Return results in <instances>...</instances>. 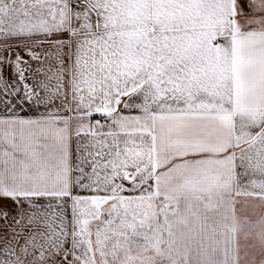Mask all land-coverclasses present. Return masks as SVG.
Wrapping results in <instances>:
<instances>
[{
    "label": "snow or ice",
    "instance_id": "snow-or-ice-1",
    "mask_svg": "<svg viewBox=\"0 0 264 264\" xmlns=\"http://www.w3.org/2000/svg\"><path fill=\"white\" fill-rule=\"evenodd\" d=\"M0 264H264V0H0Z\"/></svg>",
    "mask_w": 264,
    "mask_h": 264
}]
</instances>
